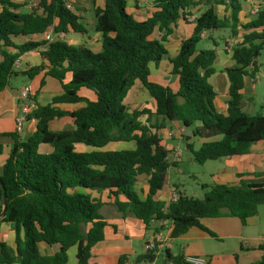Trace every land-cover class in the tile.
<instances>
[{"label": "trees", "instance_id": "trees-1", "mask_svg": "<svg viewBox=\"0 0 264 264\" xmlns=\"http://www.w3.org/2000/svg\"><path fill=\"white\" fill-rule=\"evenodd\" d=\"M32 1L0 0V92L14 76L32 79L42 71L58 80L63 91L26 114L28 120H36L29 138L23 139L17 131L2 133L14 143L0 174L7 194L0 222L12 225L16 246L0 241V264H67L72 246H77V264H92V249L105 239L108 222L100 212L103 202L84 190L108 191L121 212L133 213L155 234L171 228V238L194 226L215 236L202 225L203 218L228 215L246 225L258 214L264 205V172L238 173L234 182L203 184V198L180 191L176 201L157 199L175 162L162 144L158 130L163 123L152 125L150 118L157 115L165 122H179L184 132L202 138L198 149L187 142L200 164L246 155L254 144L264 141V114H250L243 104L246 78H255L263 66L264 0L247 22L240 19L246 0H153L151 15L144 20L128 11L127 0H104L103 7H95L94 27L102 35L99 52L60 36L84 32L79 15L66 6L72 0H39L36 6L30 5ZM217 4L225 5L228 14L220 17ZM194 14L192 35L182 40L178 54L169 59L171 73L178 75L180 83L174 91L150 78L152 65L159 66L168 57L165 42L173 26L179 20L190 22ZM216 29L228 31L223 41L232 52L233 65L224 69L230 96L227 114L216 108L217 91L210 81L219 38L209 35L214 47L198 48L205 39L203 34ZM156 30L162 34L160 38L153 37ZM49 31L52 40L28 39ZM39 48L41 64L17 71L20 57ZM136 82L153 98L155 112L129 111L126 98ZM82 88L92 91L95 99L81 95ZM78 103L83 105L76 109L62 106ZM142 115H147L146 122ZM64 117L71 118L74 127L52 129L51 122ZM129 141H135V149H76L77 143L103 148L110 142ZM140 176L149 184L145 200L135 188ZM3 197L0 183V214ZM42 242L59 245V249L43 253ZM160 255H164V264H191L158 241L154 249H147L134 261L121 255L117 264H151ZM258 264H264V253Z\"/></svg>", "mask_w": 264, "mask_h": 264}, {"label": "crops", "instance_id": "crops-1", "mask_svg": "<svg viewBox=\"0 0 264 264\" xmlns=\"http://www.w3.org/2000/svg\"><path fill=\"white\" fill-rule=\"evenodd\" d=\"M260 2L261 0H246L244 2L243 10L240 12V19L242 22H247L252 18V15L257 10ZM71 3L74 7L75 13L79 15L78 21L83 26L84 32L70 31L69 33L64 34L63 38L70 43L85 44L94 52L101 51L102 35L100 32L95 30L94 23L95 7H103L104 0H72ZM127 8L136 19L144 20L151 15L153 10V0H127ZM215 8L216 13L220 17L228 14L226 7L223 4H217ZM195 15L196 14L189 18L190 22L179 20L177 24L173 26V33L165 42V46L169 52L168 57L166 60H164L162 67L161 64L159 66L152 65V73L150 78L164 85H169L174 89V91L179 89L180 83L178 75L171 73L172 65L169 59L174 58L178 54L182 40L192 35L195 27ZM208 35H210L208 32L203 34L204 37ZM28 39L33 41H41L45 39V34L31 36ZM20 41L22 42L24 39H21ZM41 50L42 48H39L22 55L20 60L17 62L18 67H16V70L23 71L26 68L41 64L43 61L40 55ZM217 50L218 57L216 63L214 64L215 71L211 75L210 81L217 91V96L214 100L216 108L222 113L227 114V105L230 96L229 82L224 69L233 65L232 52L231 50L226 49L225 43H223L222 46L219 44ZM260 62L263 63L260 73L255 78H246L245 88L243 89V104L245 100H248V102L256 101L255 94L260 88L259 75L262 73V69L264 68V59H260ZM44 72L45 71H42L32 79H29L26 75H22V77L28 78L29 81H24L25 83L21 84L20 86H15L11 82L8 87L0 92V145L2 146V151L0 152V174L3 171V165L8 158L14 143V139L11 136L4 135L2 133L16 132V120L18 116L24 114L22 103L18 99V91L23 86H31L32 97L29 102L31 111L35 109L38 104H43L40 102V98L44 95L47 94V97L52 100L54 96L62 93L63 91L61 83L58 80L45 75ZM69 79L70 75H68L66 81ZM42 81L44 82L43 85ZM79 93L92 100L95 99V95L87 88H82ZM131 94H134L135 99L138 100L143 95V99L154 101L147 89L140 82H136V84L129 91L127 98ZM126 103L128 105V102ZM81 105H83V103L64 104L62 106L66 109H76ZM68 118L69 117H64L52 121V129L65 130L59 128L57 124L59 121ZM69 120L72 121L71 118H69ZM73 127L74 125L72 121V126L69 129H72ZM35 129L36 120L27 119V121L24 123L22 131L17 132L23 139H27L32 135ZM262 142L254 144L250 153L246 155L225 158L227 165L222 168V172L220 173L221 177L223 178V182L220 183H229L238 180V173L264 172L260 171L257 163L254 165L256 161L254 159L255 155L252 153L254 148ZM111 143L119 142H110L109 144ZM126 143H131V145L119 149L136 148L135 141H129ZM79 144L83 146V150L77 149ZM109 144L103 148H96L83 143H77L76 149L78 151L85 152H90L93 150H118L106 149ZM162 144L165 145V147L170 151L169 158L175 162V165L169 169V181L161 190L158 191L156 198L164 202H169L171 199V187L173 185L178 188L179 192H184L186 195L189 194H187L182 182L171 180V176L174 173L176 174L175 169L182 162V157L177 159L172 156V151H176L179 148L172 141L167 139H162ZM178 172H182V170L179 169ZM135 188L138 192L139 198L141 200H145L149 192V184L145 176H140L139 182L136 184ZM84 191L91 193L93 197L100 199L103 202L101 208L108 207L112 210H117L115 211L114 218H106V216L102 214L108 222V225L105 227V239L93 247L91 263L117 264L121 255H128L130 261H134L138 255L144 254L147 251L148 243L151 242L156 235L153 230L146 229L143 221L138 219L133 213L121 212L114 203V197L110 196L108 191ZM120 200L124 201L125 197L121 195ZM201 223L204 227L212 231L215 236H212L206 230L200 227L194 226L191 227L185 234L177 238H171V228H166L161 232L162 236L164 237L163 247L169 249L174 256L181 254L185 257H204L206 259L205 264H258L260 262L264 253V250L261 249V246L264 245V205L260 206L259 212L256 216L248 219L246 225H244L238 217L228 215L203 218ZM210 237H215L220 243H224L225 241L230 243L231 241L234 243V248H232L230 251L221 253H209L204 247V242ZM15 238L16 234L12 228V225L8 222H0V241L7 243L9 246L14 248L16 246ZM39 246L43 253L48 252L49 254H53L59 249V245L48 246L44 242L40 243ZM76 254L77 246H72L68 251L69 260L67 264H77ZM163 256L164 255L158 256L151 264H164ZM167 264L174 263L167 262Z\"/></svg>", "mask_w": 264, "mask_h": 264}, {"label": "rangeland", "instance_id": "rangeland-1", "mask_svg": "<svg viewBox=\"0 0 264 264\" xmlns=\"http://www.w3.org/2000/svg\"><path fill=\"white\" fill-rule=\"evenodd\" d=\"M31 5V3H30ZM29 7L23 8L22 11L29 9ZM210 35H213L216 38H219L220 45L222 46L224 41L223 39H226L228 36V31L224 29H216L208 32ZM212 33V34H211ZM154 37L160 38L161 33L156 30L154 32ZM209 36V35H208ZM205 36V39L198 45V48H212L214 47L213 42L211 39H208ZM221 38V40H220ZM217 48V47H216ZM91 49V48H90ZM92 50V49H91ZM262 59H264V54L262 55ZM164 61L161 63V67L163 66ZM259 85L260 88L256 91L255 94V102H248V100L244 101V107L246 112L250 114L255 113H263L264 114V68L262 69V73L259 75ZM28 82V78L22 77V75L14 76L11 80V82L15 86H20L21 84H24L25 82ZM143 96V95H142ZM140 97V99H135L134 94H131L127 99L126 102H128L129 111H132L134 109H150L152 112H155L156 106L155 102L148 99H143V97ZM247 97V96H246ZM51 99L47 97V94L40 98L41 103H47ZM139 101V102H138ZM139 104H138V103ZM141 120L143 122H146L147 115H142ZM150 123L152 125L157 124V126L161 123H163L162 127L158 130L159 134L161 135L162 139L172 141L179 149L182 151V162L178 166L179 169L182 170V172H178V167L175 169L176 174L174 173L171 176V180H175L178 182H182L183 186L190 196H195L198 198H203L205 190L202 188L203 184H215L223 182V178L221 177L222 168H224L227 165V162L225 158H219L216 160H208L204 164L198 163L195 159L191 151L187 147V136H191L190 140L194 144V148L198 149L200 148L203 139L199 137H193L191 134V131H185L183 132L182 136L180 135L182 133V125L179 122H165L157 115H153L152 118H150ZM57 126L62 129H69L72 126V121L68 119H64L62 121H59ZM175 132V136H169L168 132ZM131 143L126 142H119V143H111L109 146L106 147V149H119V148H125L127 146H130ZM78 150H83V146L79 144L77 146ZM92 149V148H90ZM172 156L177 158L175 153L176 151H172ZM253 155H255V163L254 165H258V168L260 171H264V142L258 144L254 151L252 152ZM115 211L108 207H103L100 209V212L106 216V218H114ZM204 247L207 249L209 253H216V252H225L230 251L232 248H234V243L230 241H225L224 243H220L215 237H210L208 240L204 242Z\"/></svg>", "mask_w": 264, "mask_h": 264}, {"label": "built area", "instance_id": "built-area-1", "mask_svg": "<svg viewBox=\"0 0 264 264\" xmlns=\"http://www.w3.org/2000/svg\"><path fill=\"white\" fill-rule=\"evenodd\" d=\"M39 0H33L31 5L32 6H36ZM67 8L74 10V7L72 5L71 2H67L66 3ZM53 34L51 31L47 32L45 34V39L47 40H52L53 39ZM61 37L64 36V34H60ZM16 67H18L16 65ZM32 97V88L31 86H23L19 91H18V99L21 101L22 103V109L24 114L18 116L17 120H16V129L17 131H22L24 123L27 121V117L26 114L30 113V105L29 102L31 100ZM184 132V129L182 128V133L180 134L182 136ZM169 136H175L176 133L175 132H168ZM182 156V151L181 149H177L176 150V157L180 158ZM179 197V191L178 188L173 185L171 187V199L170 201H176ZM155 241L161 242L162 243V247L164 245V237L162 236L161 232L157 233L154 237V239L148 243L147 245V249H154L155 247ZM186 261L191 263V264H205L206 263V259L204 257H198V256H187L185 257Z\"/></svg>", "mask_w": 264, "mask_h": 264}, {"label": "water", "instance_id": "water-1", "mask_svg": "<svg viewBox=\"0 0 264 264\" xmlns=\"http://www.w3.org/2000/svg\"><path fill=\"white\" fill-rule=\"evenodd\" d=\"M190 138H191V136H187L186 137V140L187 141H189L190 140ZM0 183H1V185H2V188H3V193H4V197H3V211H2V213L0 214V218L4 215V213H5V211H6V205H7V194H6V188H5V186H4V184L1 182V179H0ZM166 222H168V220L166 221Z\"/></svg>", "mask_w": 264, "mask_h": 264}]
</instances>
